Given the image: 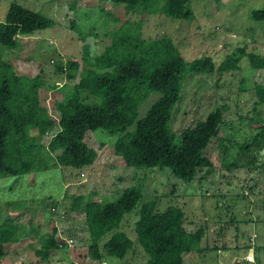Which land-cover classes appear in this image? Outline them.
I'll list each match as a JSON object with an SVG mask.
<instances>
[{
    "label": "rangeland",
    "instance_id": "obj_1",
    "mask_svg": "<svg viewBox=\"0 0 264 264\" xmlns=\"http://www.w3.org/2000/svg\"><path fill=\"white\" fill-rule=\"evenodd\" d=\"M14 2L56 23L53 28L21 36L16 48L1 51L24 79L30 81L41 75L44 81L41 102L57 122L60 116L53 104L64 100L88 68L84 61L86 51L90 59L100 56L112 43L114 30H133L143 22L135 35L142 34L147 39L171 37L188 62L210 56L219 66L229 54L243 47H247L248 53L264 56V20L252 18L255 11L264 9V0H192L195 18L191 21L141 12L127 14L123 7L102 0H0V21ZM70 62L81 65L72 79L57 70ZM242 78H247L253 90H240ZM255 84H264V70H250L247 58L241 60L238 70L228 73L186 76L182 99L173 112L175 144L180 142L185 129L219 107H224L227 121L220 138L206 151L215 170L202 182L186 185L170 169L127 167L102 131L86 135V142L99 153L92 166L64 168L55 159L46 157L47 171L21 179H1L0 221L15 225L27 235L21 242L7 246L10 251L1 264H99L88 254L91 238L84 224L85 216L70 212L73 199L94 194L92 200L104 204L130 187H141L144 201L157 200L162 211L171 205L181 208L188 232L203 228L205 237L199 248L190 253L187 264H219L217 258L221 259L223 253L216 252V241L221 245L227 238L233 241L232 245L238 242L244 251L242 256L246 257L253 248L251 242L256 240L255 263L264 264V150L254 147L241 152L239 146H232L230 156L224 160L227 141L247 145L258 131L264 109L260 107L259 120L254 119L253 105L258 100ZM159 96L153 93L144 101L141 116H145ZM53 134L42 138L43 145L49 144ZM232 161L238 163V168L229 170L227 165ZM127 218L122 229L136 240L135 217L132 214ZM54 229L58 231V242L64 245L51 250L46 262L36 252L42 246V237ZM257 257L261 261L257 262ZM145 263V254L138 248L136 254L129 252L124 261L110 258L102 264Z\"/></svg>",
    "mask_w": 264,
    "mask_h": 264
},
{
    "label": "trees",
    "instance_id": "obj_2",
    "mask_svg": "<svg viewBox=\"0 0 264 264\" xmlns=\"http://www.w3.org/2000/svg\"><path fill=\"white\" fill-rule=\"evenodd\" d=\"M102 1L123 7L127 14L141 12L186 21L195 18L192 0ZM252 18L263 21L264 9L255 11ZM55 24L53 19L15 2L0 21V180L21 179L47 171L46 157L55 159L64 168L92 166L99 153L86 142V135L98 131L112 141L115 154L127 167L170 169L186 185L211 177L215 165L206 151L220 138L227 124L225 109L219 107L185 129L180 142L175 144L173 112L182 99L186 76L238 70L243 58H247L250 70H264L262 54L248 53L247 47H243L229 54L219 66L210 56L188 62L171 37L147 39L142 34L135 35L143 22L133 25V30H114L112 43L100 56L90 59L86 51L84 61L88 68L64 100L53 104L60 116L57 122L41 102L44 88L41 75L30 81L24 79L1 51L16 48L21 36L34 35ZM80 69L78 62H70L57 70L72 79L73 72ZM241 83L243 92L253 90L247 78H242ZM254 86L258 100L253 105V114L259 120L260 107L264 109V84ZM153 93H158L159 98L141 116L142 104ZM258 124L251 143H225L224 160L230 156L232 146H239L241 152L254 147L264 150V116ZM33 131L38 135H33ZM52 132L49 144L43 145L42 138ZM227 166L234 170L238 163L232 161ZM93 195L73 199L70 212L85 216L84 224L91 238L88 254L99 264L110 258L124 261L129 252L136 254L138 248L145 254V264H185V256L198 249L205 237L203 228L195 233L187 231L184 211L176 205L162 211L157 200L144 201L141 187L125 188L104 204L93 201ZM132 214L136 240L122 229ZM57 233L54 229L42 237V246L36 254L43 261L48 262L51 250L64 245L58 242ZM24 235L27 236L15 225L0 221V264L10 251L7 246L21 242Z\"/></svg>",
    "mask_w": 264,
    "mask_h": 264
},
{
    "label": "crops",
    "instance_id": "obj_3",
    "mask_svg": "<svg viewBox=\"0 0 264 264\" xmlns=\"http://www.w3.org/2000/svg\"><path fill=\"white\" fill-rule=\"evenodd\" d=\"M232 242H233L232 240H229L227 238V240L225 241L224 244L219 245L218 241H216V244H217L215 246V250L217 249L216 252L218 254L223 253L221 255V259L219 257L217 258L219 264H257V263L246 262L245 261L246 256H242L244 251H242L240 249L238 242L235 245H232ZM251 244H253V248H251V249H254V247L256 245V240L254 243L251 242ZM249 246H250V244H249ZM254 251L257 252L258 250L254 249ZM189 255L190 254L185 256V264H187L189 262V260H188ZM258 261H261L259 257H257V262Z\"/></svg>",
    "mask_w": 264,
    "mask_h": 264
},
{
    "label": "built area",
    "instance_id": "obj_4",
    "mask_svg": "<svg viewBox=\"0 0 264 264\" xmlns=\"http://www.w3.org/2000/svg\"><path fill=\"white\" fill-rule=\"evenodd\" d=\"M72 242V241H71ZM70 242V243H71ZM245 261L248 262V263H255L256 261V256L253 252V250H251V252L249 253V255L245 258Z\"/></svg>",
    "mask_w": 264,
    "mask_h": 264
},
{
    "label": "clouds",
    "instance_id": "obj_5",
    "mask_svg": "<svg viewBox=\"0 0 264 264\" xmlns=\"http://www.w3.org/2000/svg\"><path fill=\"white\" fill-rule=\"evenodd\" d=\"M53 62H54V61H53ZM254 242H255V240H254ZM254 242H252V243H254ZM60 247H62V246H60ZM251 250H253V251H254V249H251ZM251 250H250V251H251ZM254 252H255V251H254Z\"/></svg>",
    "mask_w": 264,
    "mask_h": 264
}]
</instances>
